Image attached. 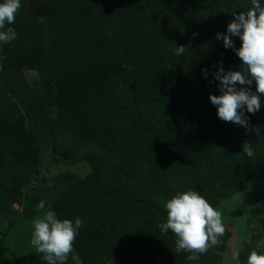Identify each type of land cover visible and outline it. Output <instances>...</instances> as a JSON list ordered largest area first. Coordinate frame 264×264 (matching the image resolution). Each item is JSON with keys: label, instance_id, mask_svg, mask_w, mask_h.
I'll return each instance as SVG.
<instances>
[{"label": "trees", "instance_id": "trees-1", "mask_svg": "<svg viewBox=\"0 0 264 264\" xmlns=\"http://www.w3.org/2000/svg\"><path fill=\"white\" fill-rule=\"evenodd\" d=\"M30 3L8 25L17 38L0 44L3 219L16 204L33 222L41 200L59 219L81 218L67 264H220L233 236L237 264L264 252V103L245 113L257 135L218 118L209 99L218 66L241 64L216 33L251 0H43L36 13ZM188 190L225 227L198 261L159 227L165 202ZM14 219L0 227V264H46L30 242L8 252Z\"/></svg>", "mask_w": 264, "mask_h": 264}, {"label": "clouds", "instance_id": "clouds-1", "mask_svg": "<svg viewBox=\"0 0 264 264\" xmlns=\"http://www.w3.org/2000/svg\"><path fill=\"white\" fill-rule=\"evenodd\" d=\"M251 4L246 12L233 14L226 32L216 33V38L223 40L226 49L235 51L241 64L240 70L230 69L227 72L222 63L218 66L213 76L219 81L220 94H210L209 99L217 109L218 118L259 135L261 129L251 127L245 113L255 114L264 103L261 100L264 96V6L260 0H251ZM21 7V0L0 2V44L11 43L17 38L15 29L8 25L15 23ZM233 36L240 38L239 48L235 47ZM174 52L177 56L183 55L185 46L177 45ZM204 74L207 75V70ZM253 81L255 91L248 87ZM242 150L248 157L254 155L249 141L243 143ZM45 206L44 200L36 206L41 216L33 221L30 243L36 252L43 255L46 264H67L83 221L79 217L74 221L59 219L53 211H45ZM164 207L167 219L159 227L162 233L170 230L175 235L176 253H189V261H198L202 254L221 243L220 237L225 232L222 213L198 191L178 192L165 202ZM247 264H264V252L251 251Z\"/></svg>", "mask_w": 264, "mask_h": 264}, {"label": "rangeland", "instance_id": "rangeland-1", "mask_svg": "<svg viewBox=\"0 0 264 264\" xmlns=\"http://www.w3.org/2000/svg\"><path fill=\"white\" fill-rule=\"evenodd\" d=\"M43 0H31V3L29 4V8L32 12L36 13L35 10L38 7V4H42ZM87 168L84 169V173L87 172ZM53 179V177H50ZM49 178V179H50ZM45 179V178H44ZM48 179V180H49ZM52 181V180H51ZM20 209L16 204H13L12 210ZM12 210H6V218L3 219L1 210H0V227L7 223L9 219L17 220V223L14 224L13 227H11L10 231L8 232V238H7V244L9 246L8 252L11 255H17L24 250H26L29 247L30 237L29 235L32 234L33 231V222H26L25 219L16 216L18 214L14 213ZM262 241V238H260L256 244H259ZM229 247L228 250H225L223 252V258L220 264H237V253H238V247L236 246V238L231 237L228 241Z\"/></svg>", "mask_w": 264, "mask_h": 264}, {"label": "water", "instance_id": "water-1", "mask_svg": "<svg viewBox=\"0 0 264 264\" xmlns=\"http://www.w3.org/2000/svg\"><path fill=\"white\" fill-rule=\"evenodd\" d=\"M51 180H52V179L50 178V179H49V181H51ZM42 181L44 182V181H45V179H44V178H42Z\"/></svg>", "mask_w": 264, "mask_h": 264}]
</instances>
